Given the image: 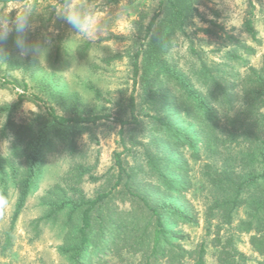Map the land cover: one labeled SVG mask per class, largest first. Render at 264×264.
<instances>
[{"label": "trees", "instance_id": "trees-1", "mask_svg": "<svg viewBox=\"0 0 264 264\" xmlns=\"http://www.w3.org/2000/svg\"><path fill=\"white\" fill-rule=\"evenodd\" d=\"M196 1L159 0L147 26L145 41L132 58L135 81L139 79L145 87L148 109L159 113L150 115L151 135L148 143H140L144 149L141 163L127 167L122 154L116 153L115 172L107 175L108 189L88 198L83 183L86 178L98 179L91 167L74 162L63 184L49 191L58 198L48 205L52 210L49 217L57 212L65 215L66 240L59 251L71 264H92L96 251L120 259L123 253L138 256V264L187 261L206 264V245L187 249L189 235L183 230L200 224L199 211L189 198L198 193L203 197L205 221L211 227L216 224L221 231L238 220L236 229L250 235L253 251L263 259L255 264H264V64L258 70L250 68L239 80L242 107L236 112L233 97L226 95L228 85L220 83L219 76L207 63H201L195 73L196 83L189 73L169 64L163 58L168 38L178 32L185 33L195 16ZM36 18L40 23L48 21L40 13ZM243 29L252 41L260 43L252 15L245 20ZM164 35L167 39H163ZM236 41L226 53L227 59L237 62L242 55H255V48ZM12 44L15 50L35 46L20 33L14 34ZM88 46L78 47L81 59H86ZM60 57L61 47H57L56 62ZM164 84L173 85L179 95L170 97ZM222 95L227 96L223 102ZM22 102L20 98L14 105L0 106V119L8 116L5 125L13 135L10 155L0 154V188L4 194L10 185L17 191L8 234L13 232L40 184L47 155L60 148L66 155L75 157L77 140L88 127L112 118L110 115L66 117L48 107L36 122L21 125L10 116ZM130 107V120L114 119L123 128L140 125L134 114L133 98ZM204 156L209 160L199 181H195L192 163L202 161ZM115 203L128 204L129 209L122 211ZM241 212L244 216L237 219ZM217 241L219 264H251L235 249L232 240L224 244L220 239Z\"/></svg>", "mask_w": 264, "mask_h": 264}, {"label": "rangeland", "instance_id": "rangeland-1", "mask_svg": "<svg viewBox=\"0 0 264 264\" xmlns=\"http://www.w3.org/2000/svg\"><path fill=\"white\" fill-rule=\"evenodd\" d=\"M158 5L159 0H117L110 3L107 0L92 3L73 0L74 8L96 22L98 30L85 35L77 33L61 18L65 11L62 0H15L8 3L0 0V23H5L17 13L27 16L28 28L20 35L35 45L13 49L15 32L9 33L7 39L0 43V106H11L23 99L10 118L21 125L34 123L39 116L46 114L48 107L66 117H112L88 127L77 140L78 154L75 157L66 155L60 148L47 155L40 184L11 234L8 233L17 191L10 185L4 194L0 188V195L9 201L8 207L0 211V264H71L69 258L59 251L66 240L65 215L57 212L49 217L52 210L48 205L58 199L49 191L55 185L63 184L72 164L80 162L91 167L98 179L86 178L83 183L85 195L94 198L98 192L108 189L107 175L115 172L116 153L122 154L127 167L136 166L144 159L140 143H148L153 123L150 115L159 113L148 109L145 87L139 79L135 81L132 58L145 41L147 26ZM195 7V16L189 21L185 33L178 32L168 38L163 58L193 76L195 83L194 75L201 63H207L219 76L220 83L228 85L226 95L233 97L236 112L242 107L239 80L247 75L250 68L258 70L264 64V0H197ZM37 13L48 21L37 22ZM250 15L258 31L259 44L252 41L243 29ZM206 29L212 32H204ZM163 39H167L166 35ZM236 40L255 48V55H242L237 62L227 59L226 53L235 46ZM83 44H89L86 59H81L77 51ZM57 47H61V57L56 62ZM163 87L170 97L179 95L173 85L164 84ZM221 97L223 102L227 96ZM132 98L134 114L140 125L123 128L114 119H131ZM168 110H171L170 106ZM7 117L3 115L0 119V154L3 156L10 155L13 142V135L5 125ZM208 160L204 156L202 161L192 163L195 181H199ZM189 198L199 211L200 224L183 228L189 235L185 243L187 249L204 243L208 251L206 264H219L220 245L217 240L223 244L232 240L235 249L245 256L248 263L263 260L253 251L250 235L236 229L238 220L218 231L216 224L211 227L204 219L203 197L198 193ZM114 205L122 211L129 209L128 204ZM243 216L241 212L237 219ZM100 252H95L92 264H138L140 260V257L126 253L120 259ZM185 264L194 263L187 261Z\"/></svg>", "mask_w": 264, "mask_h": 264}, {"label": "clouds", "instance_id": "clouds-1", "mask_svg": "<svg viewBox=\"0 0 264 264\" xmlns=\"http://www.w3.org/2000/svg\"><path fill=\"white\" fill-rule=\"evenodd\" d=\"M63 7L65 11L61 18L77 33L90 35L94 30H98L95 20L74 8L72 0H65ZM27 28V16L17 13L15 17L8 18L5 23H0V43L7 39L9 33H24ZM19 43L20 41H17V44ZM8 204L7 197L0 195V211L6 209Z\"/></svg>", "mask_w": 264, "mask_h": 264}]
</instances>
